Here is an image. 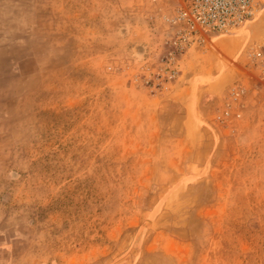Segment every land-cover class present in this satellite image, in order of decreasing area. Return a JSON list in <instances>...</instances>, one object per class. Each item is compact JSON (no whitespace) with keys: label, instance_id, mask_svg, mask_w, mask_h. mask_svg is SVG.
<instances>
[{"label":"rangeland","instance_id":"obj_1","mask_svg":"<svg viewBox=\"0 0 264 264\" xmlns=\"http://www.w3.org/2000/svg\"><path fill=\"white\" fill-rule=\"evenodd\" d=\"M176 1L0 0V264H264V9Z\"/></svg>","mask_w":264,"mask_h":264},{"label":"built area","instance_id":"obj_2","mask_svg":"<svg viewBox=\"0 0 264 264\" xmlns=\"http://www.w3.org/2000/svg\"><path fill=\"white\" fill-rule=\"evenodd\" d=\"M263 9L264 0H177L163 18L177 44L203 47L215 38L238 34ZM246 53L253 62L264 59L258 47Z\"/></svg>","mask_w":264,"mask_h":264}]
</instances>
